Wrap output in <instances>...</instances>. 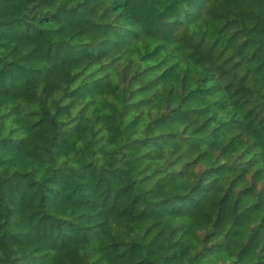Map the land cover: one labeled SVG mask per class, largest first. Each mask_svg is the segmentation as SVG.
<instances>
[{
	"label": "trees",
	"instance_id": "1",
	"mask_svg": "<svg viewBox=\"0 0 264 264\" xmlns=\"http://www.w3.org/2000/svg\"><path fill=\"white\" fill-rule=\"evenodd\" d=\"M0 264H264V0H0Z\"/></svg>",
	"mask_w": 264,
	"mask_h": 264
}]
</instances>
